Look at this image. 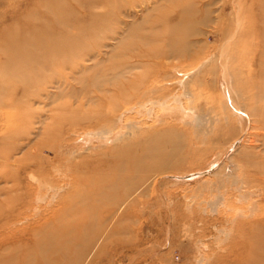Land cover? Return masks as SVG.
<instances>
[{"label": "rangeland", "instance_id": "374dc122", "mask_svg": "<svg viewBox=\"0 0 264 264\" xmlns=\"http://www.w3.org/2000/svg\"><path fill=\"white\" fill-rule=\"evenodd\" d=\"M0 264H264V0H0Z\"/></svg>", "mask_w": 264, "mask_h": 264}, {"label": "bare ground", "instance_id": "6f19581e", "mask_svg": "<svg viewBox=\"0 0 264 264\" xmlns=\"http://www.w3.org/2000/svg\"><path fill=\"white\" fill-rule=\"evenodd\" d=\"M190 112H191L190 110H186V117H191ZM103 113H100L99 117H101ZM215 121H216L215 118H213V116H210L209 114H203V113L197 114L196 121H195V133H196L195 136H196L197 141L201 139V142L202 141L204 142V140L206 141L208 139L209 133L213 132V134H215L213 131V130H215V129H213V127H215L214 126ZM201 135H203V136L200 137ZM87 136H92V135L88 133ZM237 213H238V211H237Z\"/></svg>", "mask_w": 264, "mask_h": 264}]
</instances>
